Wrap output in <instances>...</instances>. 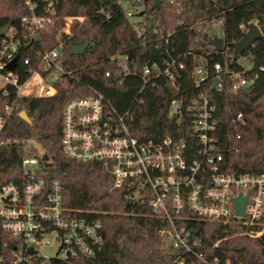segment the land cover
Listing matches in <instances>:
<instances>
[{
	"label": "built area",
	"instance_id": "2783aa9c",
	"mask_svg": "<svg viewBox=\"0 0 264 264\" xmlns=\"http://www.w3.org/2000/svg\"><path fill=\"white\" fill-rule=\"evenodd\" d=\"M115 1L139 30L148 19L149 10H160L162 6L178 9L182 4L181 0H159V8L153 10L156 0ZM24 3L28 14L20 18L19 27L11 25L0 37V133L18 111L22 98L55 97L60 87H66L70 79H75L67 68L65 46L60 40L62 34H70L75 19L61 18L63 26L57 35V44L49 48L45 46L44 37L60 20L55 3L46 2L39 13L32 0H24ZM125 5L131 9H126ZM135 17L141 21L133 22ZM223 24L224 18L213 19L205 25H193L187 31L198 30L208 35L209 40L224 39ZM242 30L246 33L248 28L242 27ZM154 34L158 36L157 41L164 43L166 56L162 64L144 62L138 69L128 56L115 59L119 61L117 76L121 77V84L125 79L135 78L141 82L130 107L119 111L94 89L89 96L74 98L65 105L62 152L76 162L101 164L104 173L113 179L112 189L128 187L133 190V200L142 205L147 203L149 217L165 224L159 236L165 238L171 250L181 252L177 261L183 264L187 259L191 262L196 259L204 264H219L218 259L208 261L205 253L198 250L203 245L196 237L199 224L237 225L250 228L244 235L259 237L263 230L253 228L261 225L264 216V173L225 172L224 144L217 132V107L205 87L219 92L229 80V90L236 93L252 82L230 68L231 60L227 52H223L224 47L217 52L208 45L215 53L225 55L224 64H211L208 58L191 51L171 54L174 34L159 36L156 28ZM37 45L39 49L35 48ZM156 50H159L158 44ZM186 57L193 58L192 87L197 93L187 105L185 95L164 103L169 109L168 117L176 118L178 125L184 122V111L193 117L191 138H146L144 134L150 126L145 118L152 113L142 109L145 96L159 88L175 87L181 91L178 84L186 70L182 61ZM230 57L233 61V53ZM15 59L16 65L11 69ZM106 76L110 77L111 72ZM215 80H219V84L212 90ZM231 124L244 126L243 113H238ZM232 150L238 151L234 147ZM22 169V181L0 186V225L19 247L14 260L8 264H51L52 261L78 264L95 260L104 243L102 224L77 217V212L64 207L61 182L44 170L38 157L24 158ZM241 196L247 197V202L244 215L239 217L233 199ZM217 246L218 243L213 248ZM0 264L7 263L0 261Z\"/></svg>",
	"mask_w": 264,
	"mask_h": 264
},
{
	"label": "trees",
	"instance_id": "16d2710c",
	"mask_svg": "<svg viewBox=\"0 0 264 264\" xmlns=\"http://www.w3.org/2000/svg\"><path fill=\"white\" fill-rule=\"evenodd\" d=\"M32 1L38 13L46 2H54L60 18L44 37L46 47L56 46L57 35L63 26L61 18L75 19L70 34L60 37L65 46L67 68L75 79H70L66 87H60L55 97H28L18 102V111L0 133V143H3L0 145V186L22 181L23 159L38 157L44 170L61 182L64 207L77 212V217L97 220L103 226L104 243L96 259L78 264H182L177 261L181 252L171 250L165 238L158 234L165 224L149 217L147 203L142 205L131 198L132 189H112L113 179L104 173L101 164L80 163L64 156L61 148L63 110L70 100L89 96L91 89L105 95L119 111L130 107L141 82L135 78L125 79L121 84V77L117 76L119 61L115 59L128 56L138 69L144 62L162 64L166 56L164 43L157 41L155 28L159 36L174 34L171 42H175V46L170 45L171 54L191 51L208 58L211 64H224L225 55L215 53L208 46V35L195 29L187 31L193 25H205L213 19L224 18L223 52H227L231 60L230 68L252 82L249 89L236 93L229 90V80L219 92L205 87L206 94L217 107V132L224 144V170L235 175L264 173V0H181L178 9L162 6L160 10H149L148 19L140 25V30L115 0ZM26 14L28 9L24 0H0V29L10 22L19 27L20 18ZM149 17L153 18L154 27H151ZM252 23L259 27L262 37L241 56L251 64V69L245 70L230 56L232 45L243 37L242 27L248 28ZM86 41L91 44L83 55L71 53L72 47ZM157 44L159 50H156ZM182 61L186 70L177 83L181 91L175 87L170 90L159 88L145 96L142 109L152 113L145 118L150 126L144 134L146 138H191L193 117L184 111V122L178 125L176 118L168 117L169 109L164 103L185 95L187 105L197 93L192 87L193 58L186 57ZM107 72H111L110 77L106 76ZM22 111L26 112L29 122L20 117ZM238 113L245 117L244 126L231 124ZM238 135L240 139H237ZM233 147L238 151L232 150ZM199 226L196 237L203 245L198 250L205 253L208 261L216 258L219 264L227 261L229 264H264V216L261 225L253 228L263 230L255 238L243 234L250 228L237 225L200 223ZM217 243L218 246L213 248ZM17 250V241L0 225V261L11 263ZM51 264L62 263L52 261ZM183 264L204 263L187 259Z\"/></svg>",
	"mask_w": 264,
	"mask_h": 264
},
{
	"label": "water",
	"instance_id": "95a60500",
	"mask_svg": "<svg viewBox=\"0 0 264 264\" xmlns=\"http://www.w3.org/2000/svg\"><path fill=\"white\" fill-rule=\"evenodd\" d=\"M160 6V1L156 0L154 5H153V10L154 9H158ZM143 15V13H141V16ZM12 22L8 23L6 26H4L3 28L0 29V37L3 36L8 29L11 27ZM150 25L152 27L153 25V20L150 19ZM262 37V33L259 29V27L252 23L249 25L248 27V31L246 33L243 34V37L241 40H239L238 42L234 43L232 45L233 48V60L237 61L238 59H240V57L248 50L251 49V47L254 45V43L261 39ZM91 42L90 41H86L84 43H82L81 45L78 46H74L71 48V53L75 56L78 55H83L86 50L88 49V47L90 46ZM208 45L214 47V50L219 52L223 49L224 47V39L220 38V37H214L212 39H210L208 41ZM16 65V59L12 62V64L10 65V68L13 69ZM219 84V80H215L212 90L215 89V87ZM251 87L250 84L245 85L242 90H247ZM20 117L26 121L29 122V118L26 114L25 111H22L20 113ZM247 202V197H239L236 199H233V203L235 206V212L236 215L239 217H242L244 215V210H245V205ZM29 253H32V249H30Z\"/></svg>",
	"mask_w": 264,
	"mask_h": 264
},
{
	"label": "rangeland",
	"instance_id": "374dc122",
	"mask_svg": "<svg viewBox=\"0 0 264 264\" xmlns=\"http://www.w3.org/2000/svg\"><path fill=\"white\" fill-rule=\"evenodd\" d=\"M126 9H131L129 5H125ZM133 22H139L141 21V19L138 18H133L132 19ZM237 63L242 66L245 70H250L251 69V64L244 58V57H240V59L237 60ZM37 149L39 150V152L41 153V149L37 147ZM51 239V238H50Z\"/></svg>",
	"mask_w": 264,
	"mask_h": 264
}]
</instances>
